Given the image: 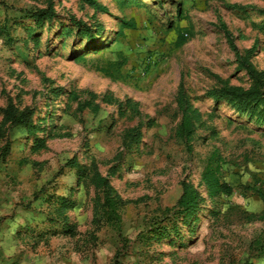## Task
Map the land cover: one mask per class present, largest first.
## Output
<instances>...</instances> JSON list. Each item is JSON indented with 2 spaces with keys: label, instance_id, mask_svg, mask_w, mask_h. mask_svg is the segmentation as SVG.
Instances as JSON below:
<instances>
[{
  "label": "rangeland",
  "instance_id": "1",
  "mask_svg": "<svg viewBox=\"0 0 264 264\" xmlns=\"http://www.w3.org/2000/svg\"><path fill=\"white\" fill-rule=\"evenodd\" d=\"M95 1L0 0V264H264V0ZM122 60L120 78L101 72ZM230 88L262 96L246 111L212 96ZM180 101L200 115L191 133ZM9 105L33 126L4 124ZM213 156L232 188L215 198Z\"/></svg>",
  "mask_w": 264,
  "mask_h": 264
},
{
  "label": "trees",
  "instance_id": "2",
  "mask_svg": "<svg viewBox=\"0 0 264 264\" xmlns=\"http://www.w3.org/2000/svg\"><path fill=\"white\" fill-rule=\"evenodd\" d=\"M86 3L96 6L95 0H84ZM34 18H51L52 14L48 12H42L39 14H34ZM135 25L132 22L125 21L123 22V29H132ZM226 35L229 40V44L232 50L235 52L237 56V60L240 64V67L244 69L248 75L259 81L260 78L257 71L254 69L252 63L250 62L251 55L254 51V48L249 50L246 55H242L237 45L235 44V40L231 36L230 32L226 31ZM185 43V38L183 34H180L178 40V46H182ZM123 60L121 62H112L108 64V67H104L101 72L108 77L111 78H120L122 74ZM212 96L217 100H233L238 101L243 107V111L249 110L251 105L254 104L257 100L261 98V91L259 88H253L249 91H245L243 89L238 88H230V89H222L215 90L212 93ZM180 108L183 112L182 118V128L184 131L192 132L194 120L199 119L198 111L192 109L189 106H185L183 101L179 103ZM250 113V111H247ZM33 116L34 113L30 109H26L24 111H18L15 109L13 105H9V107L5 110L4 124H10L12 126H22L26 128H31L33 126ZM218 156H213L208 161V165L205 169V173L203 174V181L207 187L209 197L215 198L220 194H230L232 192V188L229 184L222 181L221 176L219 175L218 169ZM86 169H83L79 175V181L81 182L83 175H85ZM90 183L94 185V187L101 191L105 201V212L104 219L111 224L117 223L119 220V215L117 210L119 208L118 202L120 199L116 196V192L113 189L108 178L102 176L99 172L94 171L92 169V175L90 177ZM260 199L264 204V194L259 192ZM200 195L193 185L190 183L184 184V193L179 201L178 208L182 210L184 213H192L198 210ZM261 219L264 220V211Z\"/></svg>",
  "mask_w": 264,
  "mask_h": 264
}]
</instances>
